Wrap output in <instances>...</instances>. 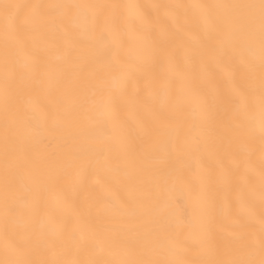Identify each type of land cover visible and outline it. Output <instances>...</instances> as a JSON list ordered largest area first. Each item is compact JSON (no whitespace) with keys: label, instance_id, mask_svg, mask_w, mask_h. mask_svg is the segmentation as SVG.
Here are the masks:
<instances>
[{"label":"snow or ice","instance_id":"snow-or-ice-1","mask_svg":"<svg viewBox=\"0 0 264 264\" xmlns=\"http://www.w3.org/2000/svg\"><path fill=\"white\" fill-rule=\"evenodd\" d=\"M138 63L153 71L129 90ZM0 97V264H264V0L0 3ZM49 106L69 130L58 160L28 134ZM92 164L129 179L155 166L166 191L187 167L191 211L105 188L104 209L127 219L100 238Z\"/></svg>","mask_w":264,"mask_h":264},{"label":"bare ground","instance_id":"bare-ground-1","mask_svg":"<svg viewBox=\"0 0 264 264\" xmlns=\"http://www.w3.org/2000/svg\"><path fill=\"white\" fill-rule=\"evenodd\" d=\"M52 2V0H0V3H13V4H45ZM96 2V0H93ZM100 2L109 3H136L143 6H150L153 4H164V3H191L195 0H100ZM205 3H216V2H230V0H203ZM123 27V24H121ZM158 70V69H156ZM74 71L72 67L66 69L67 74H71ZM153 71L150 67L138 63L134 64L130 69L131 78L129 83V90L139 83L143 88L145 78L149 72ZM204 85L200 80L194 81V87H203ZM57 93H53L55 96ZM46 105L47 102L45 101ZM2 97H0V117H2ZM55 109L48 107V118L47 121L40 123L34 132L28 134L32 136V151L39 154L42 158H51L52 160L62 159L65 155L66 146L69 143V130L63 128L60 125L53 123V115ZM38 121H33V124H37ZM130 137L137 144L139 148L140 142L137 139L141 135L142 129L135 123L129 124ZM3 136V129L0 127V139ZM47 162V159L45 160ZM206 167L215 168V161L209 157H204L203 160ZM258 165L259 153L253 161ZM89 187L87 189L88 203L92 205L91 212V223L98 229V235L100 238L103 237L104 232L108 229H112L118 226L122 219L126 220V217H118L113 213L104 209V200L102 193L105 188L111 189L120 200L128 203L130 199H134L139 196L140 193L146 192L150 198L143 201V203L151 207L158 200L171 197L173 204L177 211L184 215L191 211L192 200L189 196L186 184H192L195 186L196 181L193 177L192 172L187 167L176 166L174 176L181 178L175 183L174 189L166 191V185L164 180L160 179L161 171L155 166L146 165L144 171L137 177L132 179L127 178L121 172L120 174L109 173L105 171L97 172L95 164L89 167ZM172 177H168V184L171 185ZM98 181V183H97ZM209 190L214 191L215 189V177H211L208 181ZM84 199V193H81L79 200ZM0 246H2V240H0ZM40 259L41 257H36ZM97 264H104L107 256L103 253L97 252L92 257Z\"/></svg>","mask_w":264,"mask_h":264}]
</instances>
